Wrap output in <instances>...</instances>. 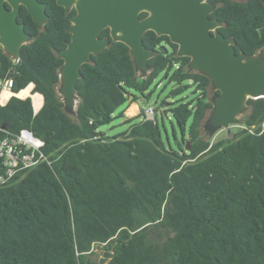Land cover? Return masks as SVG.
Segmentation results:
<instances>
[{"label":"trees","instance_id":"1","mask_svg":"<svg viewBox=\"0 0 264 264\" xmlns=\"http://www.w3.org/2000/svg\"><path fill=\"white\" fill-rule=\"evenodd\" d=\"M38 1L48 21L39 29L20 7L17 22L31 42L16 64L0 46V78L9 76L15 93L33 84L43 103L34 113L29 97L10 98L0 106V128L29 130L47 162L0 185V264H96L95 248L107 264H264V98L247 100L231 139H203L209 78L152 31L143 36L152 57L140 75L128 47L105 29L99 38L109 45L81 66L71 118L57 91V53L75 11ZM208 2L235 54L264 50V1ZM160 83L169 91L154 117L171 116L175 148L143 110L117 136L100 131Z\"/></svg>","mask_w":264,"mask_h":264},{"label":"water","instance_id":"2","mask_svg":"<svg viewBox=\"0 0 264 264\" xmlns=\"http://www.w3.org/2000/svg\"><path fill=\"white\" fill-rule=\"evenodd\" d=\"M56 4L66 12L75 11L67 27L70 40L57 53L62 60L57 91L66 111L77 101L81 66L109 45L107 38H99L105 29L113 41L128 47L135 69L143 76L152 57L143 44L146 32L167 36L177 45V54L190 59L188 69L208 77L218 91L208 121L212 129L230 134L247 100L264 98L263 50L255 56L235 54L232 40L217 31L220 22L209 17L214 6L208 0H56ZM20 6L39 29L48 21L45 5L37 0H0V46L13 60L31 42L17 22ZM142 13L146 16L140 18ZM185 150L189 151L188 142Z\"/></svg>","mask_w":264,"mask_h":264},{"label":"built area","instance_id":"3","mask_svg":"<svg viewBox=\"0 0 264 264\" xmlns=\"http://www.w3.org/2000/svg\"><path fill=\"white\" fill-rule=\"evenodd\" d=\"M11 60L14 64L19 61V59ZM12 87L13 83L9 76L6 75L0 78V106H5L12 97L19 99L29 97L33 105L34 96L36 95L32 94L33 84H29L18 93H15ZM26 89H28L27 93L19 96ZM154 113V110L148 107L144 110V118L153 121ZM0 131L5 133V136L0 139V162L3 169L0 175V185L9 181L18 172L29 169L40 162H47L41 151L44 146L43 141L35 137L29 130L22 129L17 134H10L2 128H0Z\"/></svg>","mask_w":264,"mask_h":264},{"label":"rangeland","instance_id":"4","mask_svg":"<svg viewBox=\"0 0 264 264\" xmlns=\"http://www.w3.org/2000/svg\"><path fill=\"white\" fill-rule=\"evenodd\" d=\"M239 1H244V0H239ZM263 56H264V50H263ZM140 75L142 74L141 72H138ZM153 91L151 96L149 98H142V99H138L135 104L138 106L139 109L141 110H145L148 107H151L152 109H157L161 102L165 99L169 88L165 89L163 83H160L157 87L152 86L150 91ZM215 89L212 87V85L210 86L209 90H208V99L211 101V103L213 104V99L215 97L214 94ZM31 100V98H30ZM76 103L77 101H75L73 103V107L69 110H65V112L67 113V115L71 118H74V114H75V107H76ZM130 103V102H129ZM32 104V102H31ZM128 104H124L123 106L119 107L116 112L113 115V120L110 122L109 125L106 126H102L100 128V131L105 133L107 136L109 137H113V136H117L121 133H123L124 131H126L128 129L129 124L125 123L127 118H125L122 114V112L127 108ZM140 110V111H141ZM139 111L138 114H136V116H138L141 112ZM248 109H245L243 113H241L240 115L237 116V121L239 123V120L241 118V116L245 113H247ZM210 113L211 110L209 112H207L202 124H201V128H200V133L203 139H209L211 138V141H215L217 139H231L233 133L235 132V130L237 129V125L230 127V134L227 133L226 130L223 129H212L211 127H209V117H210ZM135 116V117H136ZM156 119V122L160 128L161 134H162V138L164 140L165 146L166 148H168L167 142H170V145L175 148V144H174V140L172 137V128H171V116L168 115L167 117L163 116L161 117L160 115H157L156 117H154ZM168 138V140H167ZM95 256H93V261H95L96 264H107V262L105 263H101V259L103 258L102 255V251L99 248H95Z\"/></svg>","mask_w":264,"mask_h":264},{"label":"crops","instance_id":"5","mask_svg":"<svg viewBox=\"0 0 264 264\" xmlns=\"http://www.w3.org/2000/svg\"><path fill=\"white\" fill-rule=\"evenodd\" d=\"M36 95H39V94H36ZM39 96H41V95H39ZM42 103H43V98L41 96V101H40L39 105L36 108L34 107V103L32 105L34 113H37L39 111V109L42 106ZM140 110L141 109L138 108V106L135 104V102H133V103L128 104L127 108L122 112V114L125 118H131V117H135L136 114H138Z\"/></svg>","mask_w":264,"mask_h":264},{"label":"bare ground","instance_id":"6","mask_svg":"<svg viewBox=\"0 0 264 264\" xmlns=\"http://www.w3.org/2000/svg\"><path fill=\"white\" fill-rule=\"evenodd\" d=\"M27 90L28 89L24 90L22 93L19 94V96H22V95L26 94L27 93ZM40 101H41V96L35 95L34 96V107L35 108L39 105Z\"/></svg>","mask_w":264,"mask_h":264},{"label":"flooded vegetation","instance_id":"7","mask_svg":"<svg viewBox=\"0 0 264 264\" xmlns=\"http://www.w3.org/2000/svg\"><path fill=\"white\" fill-rule=\"evenodd\" d=\"M38 1V0H37ZM39 2V1H38ZM21 7V6H20ZM20 7H19V11H20ZM6 8L10 9L8 5H6ZM19 14V13H18ZM18 16V15H17ZM20 24V23H19Z\"/></svg>","mask_w":264,"mask_h":264}]
</instances>
